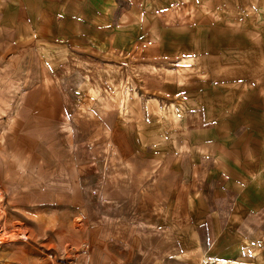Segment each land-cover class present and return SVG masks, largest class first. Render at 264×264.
<instances>
[{"label":"rangeland","instance_id":"1","mask_svg":"<svg viewBox=\"0 0 264 264\" xmlns=\"http://www.w3.org/2000/svg\"><path fill=\"white\" fill-rule=\"evenodd\" d=\"M97 17L92 52H59L50 69L0 57V264H138L148 246L170 257L175 159L143 153L185 147L176 101L204 83L219 116L194 127L211 135L241 128L230 114L264 113V0H108ZM237 88L250 109L231 102ZM256 180L229 187L217 227L197 229H264Z\"/></svg>","mask_w":264,"mask_h":264},{"label":"crops","instance_id":"2","mask_svg":"<svg viewBox=\"0 0 264 264\" xmlns=\"http://www.w3.org/2000/svg\"><path fill=\"white\" fill-rule=\"evenodd\" d=\"M107 1L0 0V57L33 55L50 69L49 57L59 52L96 50L97 11ZM204 90V83L200 88L187 87L184 98L176 101L181 121H185V147L177 150L176 145L163 150L153 144L152 151L143 153L153 160L167 154L175 159L179 179L170 209V218L175 221L170 222L173 237L170 249L176 254H169L168 259L159 258L151 251L146 253V249H151L149 246L144 252L139 247L138 264H199L202 257L212 258L209 259L213 264L223 259L264 264V229H197L207 218L213 219L217 227L216 210L222 209L224 205L220 203L228 200L229 187L248 183L255 186L256 179L264 177V170L259 171L264 168V113L255 118L248 110L230 114L223 120L241 122V128L229 124L215 134L212 130L211 135L204 126L194 127L195 122H210L219 116L218 109L209 107L204 100ZM248 96L246 89L237 88L231 102L234 104L239 98L244 102L240 101V106L250 109L254 104ZM218 98H225V94H219ZM261 99L264 104V90ZM180 253H187L186 257H178Z\"/></svg>","mask_w":264,"mask_h":264},{"label":"bare ground","instance_id":"3","mask_svg":"<svg viewBox=\"0 0 264 264\" xmlns=\"http://www.w3.org/2000/svg\"><path fill=\"white\" fill-rule=\"evenodd\" d=\"M112 90V89H111ZM110 93V92H109ZM112 95V94H111ZM117 95H118V92L117 91H115V93H113V95H112V97L113 98H116L117 97ZM98 103H100V102H104L107 106H109V104H111L112 102H114L113 100H112V98L109 96V94H108V92H102L100 95H99V98H98ZM111 106H113V105H111ZM86 109H89V107L87 108V107H85ZM5 111H2V112H0V115H2L3 116V114L2 113H4ZM90 112V111H89ZM88 112V113H89ZM5 116V115H4ZM11 121H12V119H10ZM9 120V121H10ZM163 123L165 124V126H168L169 124H170V117H169V115H168V113L167 112H165V113H163ZM3 240V239H2ZM203 263L204 264H213L212 262H211V260L209 259V258H207V257H204V259H203ZM216 264H250V263H247V262H240V261H234V260H220L219 262H216Z\"/></svg>","mask_w":264,"mask_h":264}]
</instances>
